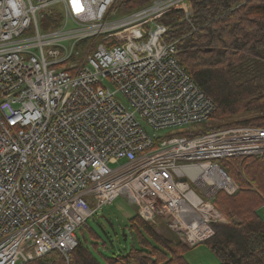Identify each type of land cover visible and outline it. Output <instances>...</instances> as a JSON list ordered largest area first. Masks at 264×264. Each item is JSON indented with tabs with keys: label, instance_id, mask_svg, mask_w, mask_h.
<instances>
[{
	"label": "built area",
	"instance_id": "1",
	"mask_svg": "<svg viewBox=\"0 0 264 264\" xmlns=\"http://www.w3.org/2000/svg\"><path fill=\"white\" fill-rule=\"evenodd\" d=\"M116 2L0 0V264L51 251L69 261L76 231L119 196L192 248L225 223L216 195L239 189L220 161L264 155V127L193 129L210 124L215 105L161 22L174 10L188 22L190 0H153L125 16ZM50 9L60 25L43 31ZM98 36L82 58L75 47Z\"/></svg>",
	"mask_w": 264,
	"mask_h": 264
},
{
	"label": "trees",
	"instance_id": "2",
	"mask_svg": "<svg viewBox=\"0 0 264 264\" xmlns=\"http://www.w3.org/2000/svg\"><path fill=\"white\" fill-rule=\"evenodd\" d=\"M152 1L118 0L119 12L125 16ZM190 4L192 16L188 22L180 10L163 16L161 22L169 27L165 41H176L178 63L215 105L210 124L199 133L239 126L264 127V0H190ZM61 18L60 12L52 9L42 19L41 30L57 29ZM242 160L244 176L239 172L242 179L238 191L233 195L220 192L212 201L227 223L216 225L215 234L200 243L207 245L218 264H264V220L259 215L264 201V155ZM138 227L158 246L149 243ZM134 228L139 249L111 258L108 264H189L183 258L189 248L179 240L174 243L155 232L154 225L138 214ZM69 262L100 264L79 240ZM25 264L68 262L58 251H51Z\"/></svg>",
	"mask_w": 264,
	"mask_h": 264
},
{
	"label": "rangeland",
	"instance_id": "3",
	"mask_svg": "<svg viewBox=\"0 0 264 264\" xmlns=\"http://www.w3.org/2000/svg\"><path fill=\"white\" fill-rule=\"evenodd\" d=\"M113 11L119 10V3L113 5ZM52 9L47 10L41 19L48 16ZM75 28L73 23H69L67 29ZM102 40V36L91 37L79 43L75 50L78 51L82 58L89 53L88 48L94 41ZM207 125L195 124L193 129L198 132H203ZM181 129H163L153 130L147 128L149 134H156L160 137L176 136V132ZM125 160H121L119 165L123 164ZM242 158H230L220 161L223 170L233 179V181L240 185L242 179L239 175L244 176L240 167H242ZM114 165L111 167H117ZM240 188V187H239ZM196 189V188H195ZM137 207L130 204L127 198L119 196L111 204L104 206L98 211L93 217L89 218L85 226L82 229L76 231L77 239L89 248L94 257L100 264H108V260L116 258V256H126L133 250H138L140 247L138 232L134 228L133 223L137 217ZM221 214V213H220ZM259 215L264 220V201L263 205L259 210ZM221 217L224 218L221 214ZM225 223H227L224 218ZM155 232L165 235L171 238L174 243L179 240L177 234L172 231L169 225L164 221H157L154 224ZM140 234L148 240L153 246H158L157 243L150 238L145 231L138 227ZM95 245V246H94ZM183 258L189 264H218V259L209 250L206 244H198L197 246L187 249L183 252ZM66 260V259H65ZM70 261V259H69ZM69 261L68 264L70 263Z\"/></svg>",
	"mask_w": 264,
	"mask_h": 264
}]
</instances>
